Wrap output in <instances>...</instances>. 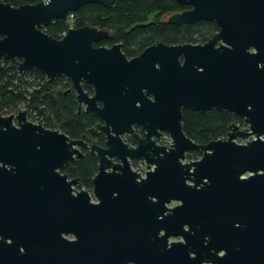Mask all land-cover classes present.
<instances>
[{"label":"water","instance_id":"95a60500","mask_svg":"<svg viewBox=\"0 0 264 264\" xmlns=\"http://www.w3.org/2000/svg\"><path fill=\"white\" fill-rule=\"evenodd\" d=\"M116 1L0 2V61L20 75L65 78L76 115L83 108L98 120L87 145L26 111L0 116V264H264V0H174L190 10L168 23L212 22L218 32L130 60L118 44L94 46L108 31L72 28L54 39L41 30ZM185 108L224 111L246 128L230 124L226 139L196 144L182 130ZM162 133L168 148L153 140ZM81 149L97 161L92 196L60 173ZM193 151L201 158L185 162ZM131 161L145 163L144 179Z\"/></svg>","mask_w":264,"mask_h":264},{"label":"trees","instance_id":"16d2710c","mask_svg":"<svg viewBox=\"0 0 264 264\" xmlns=\"http://www.w3.org/2000/svg\"><path fill=\"white\" fill-rule=\"evenodd\" d=\"M42 1L0 0L1 3H9L13 7ZM180 10L182 7L173 0H117L112 7L98 3L87 4L73 12V26L94 27L110 32L113 36L111 42L122 43L123 52L128 57L137 55L155 43L177 45L207 42L216 31L211 23L175 26L157 20L162 15ZM154 14H158V17L152 20V24H146L148 17ZM41 30L54 39H60L67 30V23L66 20L57 19ZM70 86V82L63 77L48 82L37 70L20 75L14 62L1 60L0 114H10L20 105H24L28 117L31 119V113L36 112L44 128L60 131L71 139H78L86 128L94 124L95 117L76 116L74 95H63ZM182 113L181 124L185 136L200 145L224 138L228 125L235 120L232 115L217 110L202 114L185 108ZM188 159L191 157L188 156ZM96 171V160L86 155L63 167L60 173L68 178L78 179V189L88 191Z\"/></svg>","mask_w":264,"mask_h":264},{"label":"flooded vegetation","instance_id":"af4514ba","mask_svg":"<svg viewBox=\"0 0 264 264\" xmlns=\"http://www.w3.org/2000/svg\"><path fill=\"white\" fill-rule=\"evenodd\" d=\"M174 1V0H173ZM177 3V2H176ZM178 4V3H177ZM115 5V4H114ZM113 5V6H114ZM179 6H181L182 7V10H180V11H176V12H172V13H167V14H165V15H162L163 17H166V21H164V22H161V23H167V24H170V23H168V18L171 16V15H173V14H177V13H181V12H183V11H188V10H190V7H188V6H184V5H180V4H178ZM158 14H154L153 16H150V17H152L153 19L154 18H157L158 16H157ZM150 17H148V20L146 21V24H152L153 23V21L152 20H150ZM161 17V16H160ZM160 17H158V18H160ZM200 22H206V21H199V22H197V23H200ZM197 23H194V24H180V25H195V24H197ZM207 23H211V24H213L214 25V27L216 28V31L213 33V35H212V37L218 32V28H217V26L214 24V23H212V22H207ZM171 25H173V24H171ZM180 25H175V26H180ZM211 37V38H212ZM112 38H113V36L111 35V33L109 32V36L106 38V39H104V40H101V41H99L98 43H96L94 46L95 47H104V48H111L112 46H114V45H116V44H118V45H120L121 46V51H122V53L125 55V57L128 59V60H130V59H132V58H135V57H138L146 48H148V47H150V46H152V45H155V44H158V43H155V44H152V45H150V46H147L146 48H144L140 53H138L137 55H134V56H131V57H128V56H126V54L123 52V44L122 43H114V42H111L112 41ZM210 38V39H211ZM209 39V40H210ZM208 40V41H209ZM207 41V42H208ZM206 43V42H205ZM162 44H164V43H162ZM164 45H168V44H164ZM177 45H182V44H177ZM192 45H201V44H192ZM170 46V45H169ZM70 88H68L66 91H68ZM66 94H72V95H74V92L72 91V92H67ZM74 98H75V95H74ZM75 103H76V110H77V107H78V105H77V102H76V100H75ZM231 115V114H230ZM77 116V115H76ZM83 116H93L94 117V115H92V114H90V113H85L84 112V110H83V108L81 109V113L77 116V117H83ZM234 118H235V120H234V122L233 123H231V124H238V123H241V122H243V120L241 119V118H239V117H237V116H234V115H232ZM96 124H98V120L95 118V122H94V124L92 125V126H90V127H88V128H86L85 129V132H84V134H82L78 139H74V140H79L82 136L84 137V139H83V141L85 142V144H87V145H90L91 144V141L88 139V135L86 134V131H88L89 129H93V128H95V126H96ZM133 133L135 134V136H138L139 138H144V136H145V132L143 131V129L142 128H140V127H133ZM165 135H168V134H166V133H162V138H164L165 137ZM169 136V135H168ZM162 138H159V139H155V138H153V140L156 142V144L158 145V146H164V147H169L171 144H169V145H167V143L165 142V138L164 139H162ZM169 138H170V136H169ZM81 152L83 153V155L84 156H86V155H89V153H88V151L87 150H85V149H81ZM83 156V157H84ZM91 156V155H90ZM188 156L189 157H191V161H195V160H198V159H200L201 158V156H202V154L199 152V151H193V152H190V153H188L187 155H186V161H187V159H188ZM92 157V156H91ZM94 158V157H93ZM95 159V158H94ZM80 160V159H79ZM77 161V160H76ZM75 161V162H76ZM189 161H190V159H189ZM97 162V161H96ZM74 163V162H73ZM71 164V163H70ZM130 165H131V170L132 171H134V172H136L138 175H139V178L140 179H144L145 178V173H146V165H145V163H143V162H136V161H131L130 162ZM247 176L248 175H245V176H243V177H241L242 179L243 178H247ZM94 177V176H93ZM69 180H72V179H76V178H68ZM77 181H78V184H77V186L76 187H74V189L76 190V191H80V189H78V185H79V180L77 179ZM92 181V180H91ZM91 185H92V183H91ZM84 191H87V190H84ZM87 192H89V194H90V196H92V194H91V192H92V186H91V189L90 190H88ZM95 200L92 198V202H94ZM178 205V203L177 202H174V201H172L170 204H168L167 205V208H169V209H171V208H174L175 206H177ZM185 230H187V228L185 227L184 228ZM162 234V233H161ZM182 241V239L179 237V238H170V239H168V244H170V243H173V242H181Z\"/></svg>","mask_w":264,"mask_h":264},{"label":"built area","instance_id":"2783aa9c","mask_svg":"<svg viewBox=\"0 0 264 264\" xmlns=\"http://www.w3.org/2000/svg\"><path fill=\"white\" fill-rule=\"evenodd\" d=\"M73 21H74V14H73V13H70V14L68 15L67 19H66L67 30H66L65 32L62 33L61 38H62L63 36H65L66 32H67L69 29L74 28V26H73ZM61 38H60V39H61ZM18 111H26L25 106H24V105H20V106L18 107L17 110L11 112L10 114H14V115H15ZM10 114H7V115H2V114H0V116H8V115H10ZM31 115H32V118L30 119V118L28 117V114H27V111H26L27 120H28L29 122H31V123H33V124H36V125H40V126H42V127L44 128V126H43V122L41 121L40 118H38L37 113H36V112H32ZM32 119H33V120H32ZM236 126H237L239 129H245V128H246L243 122H242V123H238V124H236ZM45 129H46V128H45ZM164 138H165V142L167 143V145L171 144V139L169 138L168 135H165ZM222 139H226V136H225L224 138H222ZM253 139H254V137H251V138H249V139H247V140L237 139V140H235V142L238 143V144H246L247 142H249L250 140H253ZM261 139H264V137H261ZM185 162H187V161H185Z\"/></svg>","mask_w":264,"mask_h":264},{"label":"rangeland","instance_id":"374dc122","mask_svg":"<svg viewBox=\"0 0 264 264\" xmlns=\"http://www.w3.org/2000/svg\"><path fill=\"white\" fill-rule=\"evenodd\" d=\"M150 20H153V18L152 17H150ZM158 20V22H164V21H166V17H163V16H161L159 19H157ZM187 161H189V159H187ZM190 161H191V159H190Z\"/></svg>","mask_w":264,"mask_h":264}]
</instances>
